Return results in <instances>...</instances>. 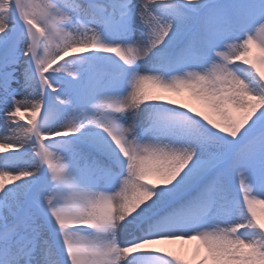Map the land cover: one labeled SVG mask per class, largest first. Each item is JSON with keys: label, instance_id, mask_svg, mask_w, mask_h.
<instances>
[{"label": "snow or ice", "instance_id": "snow-or-ice-1", "mask_svg": "<svg viewBox=\"0 0 264 264\" xmlns=\"http://www.w3.org/2000/svg\"><path fill=\"white\" fill-rule=\"evenodd\" d=\"M0 264H264V0H0Z\"/></svg>", "mask_w": 264, "mask_h": 264}, {"label": "rangeland", "instance_id": "rangeland-1", "mask_svg": "<svg viewBox=\"0 0 264 264\" xmlns=\"http://www.w3.org/2000/svg\"><path fill=\"white\" fill-rule=\"evenodd\" d=\"M15 87V85H13ZM176 99H179L178 97ZM161 247H176V246H172V245H160Z\"/></svg>", "mask_w": 264, "mask_h": 264}, {"label": "bare ground", "instance_id": "bare-ground-1", "mask_svg": "<svg viewBox=\"0 0 264 264\" xmlns=\"http://www.w3.org/2000/svg\"><path fill=\"white\" fill-rule=\"evenodd\" d=\"M173 98H177V97H173Z\"/></svg>", "mask_w": 264, "mask_h": 264}]
</instances>
